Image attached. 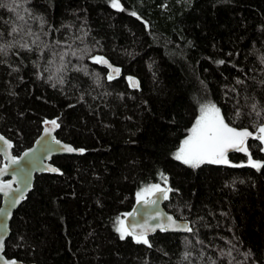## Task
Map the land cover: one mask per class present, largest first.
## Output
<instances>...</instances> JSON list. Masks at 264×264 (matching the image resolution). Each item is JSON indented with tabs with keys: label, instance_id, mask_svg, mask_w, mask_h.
<instances>
[{
	"label": "trees",
	"instance_id": "1",
	"mask_svg": "<svg viewBox=\"0 0 264 264\" xmlns=\"http://www.w3.org/2000/svg\"><path fill=\"white\" fill-rule=\"evenodd\" d=\"M119 2L0 0V132L18 155L57 118V138L84 149L52 158L61 174L35 176L4 254L27 264H264V168L234 149L228 164L174 158L201 104L237 130L264 125V0ZM93 57L119 75L107 79ZM247 145L264 163L261 142ZM151 184L172 189L164 207L191 231H156L150 247L121 240L116 218Z\"/></svg>",
	"mask_w": 264,
	"mask_h": 264
},
{
	"label": "snow or ice",
	"instance_id": "2",
	"mask_svg": "<svg viewBox=\"0 0 264 264\" xmlns=\"http://www.w3.org/2000/svg\"><path fill=\"white\" fill-rule=\"evenodd\" d=\"M111 6L117 10H123L119 0H111ZM132 14L135 15V13ZM93 62L103 63L110 69L107 79H114L115 77L113 73L119 75L120 70L118 68H113V66L108 64V61L103 59L102 57H93ZM219 63H223V61H219ZM128 79L130 81L131 87H138V83L134 82L133 78L129 77ZM45 124H51L52 126L51 129H45L46 134H50L52 130L59 127V124L55 119L51 121H45ZM249 137L259 140L261 144H264V125L258 127L256 135H254L247 129L237 130L236 128L230 127L225 123L224 118L220 114V109L217 108L214 103L209 102L201 104L199 109V116L196 118L192 127L188 129V135L185 139L182 140L178 151L174 154V158L178 161H181L183 164L193 168L199 167L205 162L212 164H228L229 161L227 159V152L229 149H234L239 152H244L246 155H248L249 159L247 166L260 170L261 168H264V163L252 159L247 145V140ZM0 141L3 142L7 149H10L12 147L11 143L3 136H0ZM54 143H56L57 145L61 144L59 140L55 139ZM61 147L64 151L67 152L84 151L83 149H74L70 145H61ZM261 151L264 152V148H261ZM4 154L8 156L10 164H19L20 161L17 158L10 156L7 151H5ZM28 154V152H25L24 156L27 157ZM232 166L241 167L244 165ZM48 170L52 172L58 171V169L56 168H50ZM6 171L7 165L4 168L0 169V173ZM161 179L166 185L167 177L161 174ZM9 189V184H0V192H3L5 196H9ZM16 191H19V189H17ZM171 191L172 189L170 187H162L161 184H151L144 188H141V190L136 193V199L138 203L142 201L145 205H158L159 198L162 197L163 199L167 200ZM157 194H159V197H157ZM11 203L14 206L15 204L19 203V199L12 197ZM0 213L9 215V213L4 209H0ZM127 215L131 216L133 214L129 213ZM151 219H159V214L157 213L155 215H152ZM167 221V225L157 224L155 225V227H159L162 231L168 227L191 231V228H189L186 224L176 225L171 216L167 217ZM155 227L148 228L146 223L144 225L125 226V221L120 217H117L115 231L119 234L121 240L125 239L127 236H131L136 243H143L150 247L151 245L149 244V241L147 239V233L149 231H154ZM2 246L3 236L0 235V249H2ZM3 264H16V262H9L7 260H4Z\"/></svg>",
	"mask_w": 264,
	"mask_h": 264
},
{
	"label": "water",
	"instance_id": "3",
	"mask_svg": "<svg viewBox=\"0 0 264 264\" xmlns=\"http://www.w3.org/2000/svg\"><path fill=\"white\" fill-rule=\"evenodd\" d=\"M108 64L112 65L113 68H118L116 65L112 64L109 61ZM109 71L110 69L108 68V73ZM113 75L114 77L117 76L115 73H113ZM131 78H133V81L137 83V80L134 77ZM53 119L57 120V123L59 124L57 118L44 120L42 122V130L39 136L35 139V141L31 146L21 151L18 155H15L13 153L12 150L13 142L0 132V136H3L12 145L10 149H7V147L3 144V142L0 141V156L3 160L2 164L0 165V169L4 168L7 165V171L0 173V184L7 183L10 185L9 196H5L3 192H0V198H1L0 209H4L9 213V215H4L3 213H0V235L3 236V246L2 249H0V264H3L4 260H7L9 262L15 261L16 264H27L21 262V260L7 257L4 254V250H5V242L10 234V222L13 213L22 204V202L26 199L29 192L32 190L35 176L44 173L61 174V170L51 161L54 156L80 155L84 153V151L67 152L63 150L61 145H70L74 149H82V148H76L72 144L57 138L56 132L59 129V127L52 130L50 134L45 133V129H51L52 127L51 124H45V121H51ZM54 139L59 140L61 144L57 145L56 143H54ZM261 148H264V144H261ZM5 151H7L10 156L17 158L20 161L19 164L18 165L10 164L8 156L4 154ZM25 152L29 153L27 157L24 156ZM262 153L264 154V152ZM50 168H56L58 169V171L57 172L49 171L48 169ZM17 189H19V191H16ZM12 197L18 198L19 203L13 206L11 203ZM157 197H159V194H157ZM164 202L165 199L160 197L158 205H145L142 201L138 203L137 199H135L131 209L128 212H126L123 216V220L125 221V226L144 225L146 223L148 228H153L157 224L167 225L168 224L167 217L171 216L175 221L176 225L186 224L190 228V222L187 219L176 218L171 212L166 210V208L164 207ZM129 213H132L133 215L128 216L127 214ZM157 213L159 214V219L156 220L151 219V216ZM156 231H162V230L159 227H155L154 231H149L147 233V237L154 234ZM162 232L187 233L188 231H185L183 229H175L174 227H168Z\"/></svg>",
	"mask_w": 264,
	"mask_h": 264
},
{
	"label": "rangeland",
	"instance_id": "4",
	"mask_svg": "<svg viewBox=\"0 0 264 264\" xmlns=\"http://www.w3.org/2000/svg\"><path fill=\"white\" fill-rule=\"evenodd\" d=\"M184 139H185V138H184ZM179 147H180V146H179ZM178 149H179V148H178ZM229 150H231V149H229ZM229 150H228V151H229ZM177 151H178V150H177Z\"/></svg>",
	"mask_w": 264,
	"mask_h": 264
}]
</instances>
